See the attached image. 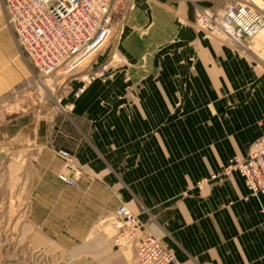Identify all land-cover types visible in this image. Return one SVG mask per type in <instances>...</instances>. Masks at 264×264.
<instances>
[{
    "label": "crops",
    "instance_id": "0c3cea01",
    "mask_svg": "<svg viewBox=\"0 0 264 264\" xmlns=\"http://www.w3.org/2000/svg\"><path fill=\"white\" fill-rule=\"evenodd\" d=\"M235 2L258 5L139 1L119 44L122 63L111 62L105 81L69 99L65 118L42 119L40 166L52 174L58 203L86 223L77 227L81 236L101 234L98 222L126 204L178 264H264V195L252 197L239 173L197 186L264 138V33L240 50L195 26L199 10L222 12ZM12 40L0 0L9 58ZM9 82L5 75L0 86ZM60 150L72 155L74 186L58 178Z\"/></svg>",
    "mask_w": 264,
    "mask_h": 264
},
{
    "label": "rangeland",
    "instance_id": "374dc122",
    "mask_svg": "<svg viewBox=\"0 0 264 264\" xmlns=\"http://www.w3.org/2000/svg\"><path fill=\"white\" fill-rule=\"evenodd\" d=\"M139 1L111 0L109 41L73 73L51 76L40 75L23 54L5 11V24L13 37V56L8 57L9 51L1 42L0 79L6 75L10 84L7 89L0 86V264H135L134 248H111L115 233L110 232V222H104L110 215L98 222L101 234L81 236L84 233L77 227H85L86 223L78 221L71 207L58 203L59 189L52 174L40 166L36 139L42 119L65 118L73 109L69 99L78 98L80 87L85 86L86 92L90 83L107 79L111 62L122 63L119 44L127 34L125 23L130 11ZM195 26L204 37L221 41L200 30L197 21ZM67 69L63 66L60 72ZM85 76L92 77L90 83L83 82ZM69 196L65 194L64 199ZM76 241L84 244L74 247Z\"/></svg>",
    "mask_w": 264,
    "mask_h": 264
},
{
    "label": "built area",
    "instance_id": "2783aa9c",
    "mask_svg": "<svg viewBox=\"0 0 264 264\" xmlns=\"http://www.w3.org/2000/svg\"><path fill=\"white\" fill-rule=\"evenodd\" d=\"M4 5L8 24L23 54L42 76L73 73L112 36L111 0H4ZM196 16L200 30L218 36L236 49H246L264 33V6L235 2L222 12L199 10ZM63 66L68 69L61 73ZM91 78L85 76L83 82L90 83ZM84 92L85 86L80 87L77 97ZM58 155L63 160L59 180L74 186L70 152L60 150ZM233 173L242 176L252 197L264 195V138L252 144L247 157H234L219 173L201 180L197 186L202 188L211 180ZM104 222H110L115 230L111 240L115 248L135 249V264H178L174 251L160 237L147 232L140 215L126 204H121Z\"/></svg>",
    "mask_w": 264,
    "mask_h": 264
},
{
    "label": "bare ground",
    "instance_id": "6f19581e",
    "mask_svg": "<svg viewBox=\"0 0 264 264\" xmlns=\"http://www.w3.org/2000/svg\"><path fill=\"white\" fill-rule=\"evenodd\" d=\"M3 2H4V0H3ZM6 11V10H5ZM96 243H97V241L93 244V245H96ZM98 243H99V241H98Z\"/></svg>",
    "mask_w": 264,
    "mask_h": 264
}]
</instances>
